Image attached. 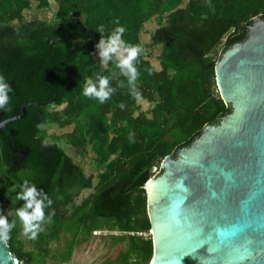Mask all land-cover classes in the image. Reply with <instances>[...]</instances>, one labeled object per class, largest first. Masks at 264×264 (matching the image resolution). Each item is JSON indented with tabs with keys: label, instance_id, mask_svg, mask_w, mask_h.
I'll return each instance as SVG.
<instances>
[{
	"label": "trees",
	"instance_id": "1",
	"mask_svg": "<svg viewBox=\"0 0 264 264\" xmlns=\"http://www.w3.org/2000/svg\"><path fill=\"white\" fill-rule=\"evenodd\" d=\"M34 5H55L53 21L27 20L25 12ZM260 15L264 0H0V75L12 89L0 109V124L30 103L25 117L0 131V215L12 225L6 240L19 264L68 263L76 246L102 229L112 245H124L102 264L150 262L153 240L143 185L165 156L231 111L214 93V65L233 42L245 39ZM116 22L125 29L124 44L141 48L133 61V85L116 67L115 54L105 65L98 60L103 58L96 45L107 40ZM99 25L104 32L96 31ZM155 45L163 46L159 68L141 53ZM102 77H107L105 91L112 90L103 103L82 94L89 84L98 89ZM133 92L152 102L161 97L152 117L131 115ZM48 124L74 125L65 135L70 143L83 152L92 146L96 182L63 147L47 142L42 126ZM25 153L27 169L21 171L18 162ZM30 186L45 190L43 216L33 221L35 239L20 236L23 225L16 216L21 200L25 204L17 194ZM86 189L93 191L70 211L67 205Z\"/></svg>",
	"mask_w": 264,
	"mask_h": 264
},
{
	"label": "water",
	"instance_id": "2",
	"mask_svg": "<svg viewBox=\"0 0 264 264\" xmlns=\"http://www.w3.org/2000/svg\"><path fill=\"white\" fill-rule=\"evenodd\" d=\"M215 63L232 110L207 124L144 185L153 240L149 264H264V16ZM22 114L0 124L26 116ZM0 239V264H15Z\"/></svg>",
	"mask_w": 264,
	"mask_h": 264
},
{
	"label": "clouds",
	"instance_id": "3",
	"mask_svg": "<svg viewBox=\"0 0 264 264\" xmlns=\"http://www.w3.org/2000/svg\"><path fill=\"white\" fill-rule=\"evenodd\" d=\"M116 23L117 26L115 27V30L111 32L107 40L102 37L96 47L100 49L99 55L103 58L102 63L110 59V54L116 55L118 58L116 67L119 68L124 75H127L129 85H133V82L137 77V70L133 64V61L137 57L138 53H140L141 48L138 45L124 44V42L121 40V33H124L125 29L123 26L119 25L118 22ZM96 31L104 32L103 25H99ZM143 51L146 50L144 49ZM98 84V89L93 87L91 84H89L87 87H84L82 94L86 97H95L99 102L103 103L108 97L109 91L112 90L109 89L108 91H105L107 77L100 78ZM11 90L12 89L5 81L4 77L0 75V109H3L4 106L8 104V93ZM133 96L139 101V92H133ZM24 183H27V181H24ZM21 187H23V185H21ZM36 195L37 193L34 186H30L21 193L17 194V198H23L25 200V204L22 208L16 210V216L19 217V220L23 225V232L28 235L29 239H35L36 231L38 230L37 224H34L33 221H39L43 216L41 201L35 199ZM49 203H51V201H49ZM28 208H31L32 211L28 212ZM11 227L12 225L7 222L6 217L0 215V239H7V235ZM180 259L181 257L175 260L174 264H180Z\"/></svg>",
	"mask_w": 264,
	"mask_h": 264
},
{
	"label": "rangeland",
	"instance_id": "4",
	"mask_svg": "<svg viewBox=\"0 0 264 264\" xmlns=\"http://www.w3.org/2000/svg\"><path fill=\"white\" fill-rule=\"evenodd\" d=\"M56 10V6L53 5L52 9H38L34 5V8L25 12V18L27 20L32 19H44V20H52V13ZM53 21V20H52ZM155 25V23H153ZM150 24L148 27H151ZM152 29H150L151 33ZM149 34V33H148ZM142 34V36H146L149 38L150 35ZM143 41H147V39H143ZM151 51V55L154 56L155 53L160 54L162 51L160 46L156 47V51H153V48L147 49ZM156 55V54H155ZM62 106H51L52 109H62ZM73 126L68 127H59L58 125L48 124L42 126L47 129V141L49 143H57L59 146L63 147L65 152L70 155L76 163H79L87 173H91L95 175V182L97 181V174L99 169L96 167L94 163V151L91 145H88L87 151H82L81 148H77L73 146L68 138L65 136L66 132L73 131ZM93 189L84 190L85 195H88L92 192ZM22 238L24 237L23 233L20 235ZM63 244V242H61ZM58 244H53V248H58ZM124 248V245L117 244L112 245L110 242V234L107 229L97 230L93 232L92 237L84 242L83 244L76 246L73 251L71 260L67 264H102L104 261L108 259L114 260L121 249ZM126 248V247H125Z\"/></svg>",
	"mask_w": 264,
	"mask_h": 264
},
{
	"label": "flooded vegetation",
	"instance_id": "5",
	"mask_svg": "<svg viewBox=\"0 0 264 264\" xmlns=\"http://www.w3.org/2000/svg\"><path fill=\"white\" fill-rule=\"evenodd\" d=\"M255 19H256V17L253 19V22L251 23V25L254 23V21H255ZM251 25H249L248 26V32H247V35H246V37H245V39H243V40H240V41H235V42H233L228 48H226L224 51H226L227 49H229L233 44H235V43H241V42H244L247 38H248V36H249V33H250V30H249V27L251 26ZM231 32L232 31H230L228 34H231ZM228 34H227V36H225V38H227L228 37ZM142 36V35H141ZM144 37V36H143ZM146 37V36H145ZM144 37V38H145ZM164 37H166V35H164L163 36V38ZM167 44H169V43H167ZM158 46H160V49H161V51L163 50V46L162 45H155V46H153V51H156V47H158ZM223 51V52H224ZM222 52V53H223ZM146 53H147V55H145V56H143V57H145V58H147V59H150L151 61H152V63H153V65L156 67V68H159L160 67V60H159V55L161 54H158L157 55V53H155L154 54V56H152L151 55V52L149 53V50H146ZM222 55V54H221ZM220 55V56H221ZM220 58V57H219ZM216 63V62H215ZM209 66H210V63L208 64ZM215 66V65H214ZM215 68V67H214ZM170 73H172L173 74V71L171 72L170 71ZM214 73H215V69H214ZM215 75V74H214ZM215 84H216V87H217V89H216V91L214 92L215 93V95H217V93L219 94V96L221 97V95H220V92H219V87H218V84H217V81H216V76H215ZM222 98V97H221ZM223 100V99H222ZM161 101V97L160 96H158V99L156 100V101H154V102H152V101H150V100H148V98H145V97H141L140 96V99H139V101L136 99V102L134 103V105H133V107H135V109L132 111V116L134 117V118H136V119H138V120H140L141 118H150V117H152V113L154 112V110H155V108L158 106V104H159V102ZM224 101V100H223ZM225 103V102H224ZM226 104V103H225ZM228 105V104H227ZM230 107H231V105H229ZM231 110H232V108H231ZM229 113V112H228ZM228 113H226V114H228ZM226 114H224V115H226ZM223 115V116H224ZM222 116V117H223ZM221 117V118H222ZM221 118H220V120H221ZM220 120H219V122H220ZM170 124H172V122H170ZM209 124V123H208ZM214 124V123H213ZM216 124V123H215ZM218 124V123H217ZM207 125V124H206ZM205 125V126H206ZM68 127V126H67ZM73 128H74V126H73ZM203 130V129H202ZM202 132V131H201ZM201 132L196 136V137H194L193 138V140L189 143V145H191V143L196 139V138H198L199 136H200V134H201ZM67 133H70V132H66V133H64V134H67ZM48 142V141H47ZM54 143V142H53ZM51 144H52V142H51ZM188 145V146H189ZM184 147H187V146H179L178 147V149L176 150V152H172L171 154H172V156L175 158V157H177L178 156V152H179V150L181 149V148H184ZM66 154V156L70 159V160H72V162H73V164L74 165H80L79 163H76L74 160H73V158L70 156V155H68L67 153H65ZM169 155V154H168ZM165 158V157H164ZM163 158V159H164ZM163 161V160H162ZM162 161H161V163H162ZM27 162H28V158H27V153H25V154H23L22 156H20V159H19V162H18V167L20 168V170L21 171H24V170H26L27 169ZM161 163H160V166L159 167H156L157 168V171L154 173V175L153 176H156V175H158V174H160L161 172H162V167H161ZM47 165H49V163H46ZM85 170V169H84ZM36 189V193H37V195L35 196V199H37V200H40L41 201V207L42 208H45L46 207V204L44 203L45 202V199L43 198L44 196H45V190L43 189V188H40L39 187V189H37V188H35ZM90 193H92V192H90ZM89 193V194H90ZM88 194V195H89ZM88 195H85V193H84V191H82L80 194H79V196L77 197V201L75 202V204H72V203H69L68 205H67V208L70 210V211H72L73 210V208L76 206V205H82L83 204V202L86 200V198H87V196ZM143 197H145V194H143ZM146 198V197H145ZM23 202H22V200H21V206L23 207ZM146 208H147V200H146ZM147 214H148V212H147ZM149 217V216H148ZM150 231H151V227H150ZM94 232H96V231H94ZM22 233H23V235L25 236V233L22 231ZM151 233V232H150ZM150 263V262H149ZM148 263V264H149Z\"/></svg>",
	"mask_w": 264,
	"mask_h": 264
},
{
	"label": "built area",
	"instance_id": "6",
	"mask_svg": "<svg viewBox=\"0 0 264 264\" xmlns=\"http://www.w3.org/2000/svg\"><path fill=\"white\" fill-rule=\"evenodd\" d=\"M143 55H144V56L147 55L146 51H143ZM153 171H154V173H155V172L157 171V168L154 167ZM13 259H14V263H15V264H19V262H20L19 259H17L16 257H14Z\"/></svg>",
	"mask_w": 264,
	"mask_h": 264
},
{
	"label": "crops",
	"instance_id": "7",
	"mask_svg": "<svg viewBox=\"0 0 264 264\" xmlns=\"http://www.w3.org/2000/svg\"><path fill=\"white\" fill-rule=\"evenodd\" d=\"M98 60H99V63H100L101 65H105V62L102 63V60H103V59L99 58Z\"/></svg>",
	"mask_w": 264,
	"mask_h": 264
},
{
	"label": "bare ground",
	"instance_id": "8",
	"mask_svg": "<svg viewBox=\"0 0 264 264\" xmlns=\"http://www.w3.org/2000/svg\"><path fill=\"white\" fill-rule=\"evenodd\" d=\"M167 47V46H166ZM166 51V50H165ZM142 53V52H141ZM73 144V143H72ZM12 145V144H11ZM23 205V204H22ZM82 233V232H81Z\"/></svg>",
	"mask_w": 264,
	"mask_h": 264
}]
</instances>
